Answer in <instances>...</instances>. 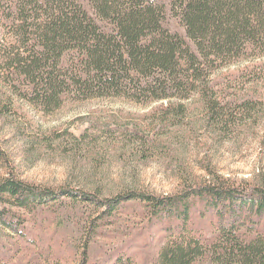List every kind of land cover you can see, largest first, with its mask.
Wrapping results in <instances>:
<instances>
[{"label":"trees","instance_id":"16d2710c","mask_svg":"<svg viewBox=\"0 0 264 264\" xmlns=\"http://www.w3.org/2000/svg\"><path fill=\"white\" fill-rule=\"evenodd\" d=\"M0 18L14 39L10 50L0 43V79L12 84L8 79L15 77L22 85L17 90L13 79L6 102L15 94L50 112L69 100L160 101L165 104L152 117L174 122L187 117L195 94L205 121L222 131L261 103L229 99L215 78L239 58L257 59L264 73V0H0ZM6 159L0 150V161ZM208 171L199 182L183 180L181 192L171 196L128 189L104 200L38 188L10 173L0 179V204L30 212L54 205L62 194L76 205L106 206L90 220L89 241L121 203L134 199L151 227L166 224L153 264H264V180L236 183ZM20 220L0 208L1 228L18 231Z\"/></svg>","mask_w":264,"mask_h":264},{"label":"rangeland","instance_id":"374dc122","mask_svg":"<svg viewBox=\"0 0 264 264\" xmlns=\"http://www.w3.org/2000/svg\"><path fill=\"white\" fill-rule=\"evenodd\" d=\"M5 22L0 18V45L10 50L14 39ZM171 25L183 34L175 19ZM259 64L257 59L239 58L214 76L217 88L229 99L261 102L225 131L205 121L195 94L188 101L187 117L173 122L152 117L164 102L137 103L124 97L69 100L45 112L15 94L6 102L13 79L17 90L22 85L15 77L8 79L12 84L0 79V150L7 157L0 161V179L12 173L38 188H68L98 200L128 189L171 196L181 192L183 180L206 178L209 168L236 183L260 184L264 180V73ZM70 135L84 141L76 144ZM57 196L54 205L30 212L0 204L23 224L18 231L0 227V264H80L84 258L86 264H153L157 259L166 241V224L151 227L139 201L121 203L123 211L114 212L109 223H101L88 241L90 220L106 206L97 210L76 205L71 196ZM211 231H205V236ZM129 259L131 263L125 261Z\"/></svg>","mask_w":264,"mask_h":264}]
</instances>
